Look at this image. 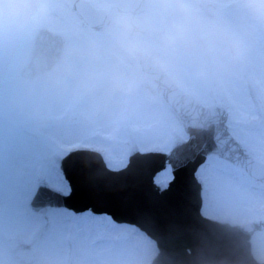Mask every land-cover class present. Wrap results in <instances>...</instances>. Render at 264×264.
<instances>
[{
	"label": "clouds",
	"instance_id": "9594fccd",
	"mask_svg": "<svg viewBox=\"0 0 264 264\" xmlns=\"http://www.w3.org/2000/svg\"><path fill=\"white\" fill-rule=\"evenodd\" d=\"M87 2L91 22L75 11L83 0H0V35L45 26L59 36L24 81L32 117L56 136L150 127L165 95L245 67L264 29V0Z\"/></svg>",
	"mask_w": 264,
	"mask_h": 264
},
{
	"label": "rangeland",
	"instance_id": "374dc122",
	"mask_svg": "<svg viewBox=\"0 0 264 264\" xmlns=\"http://www.w3.org/2000/svg\"><path fill=\"white\" fill-rule=\"evenodd\" d=\"M239 23L246 21L241 18ZM40 27L0 35V104L18 120L13 126L0 118V264H21L7 246L9 237L32 244L42 264H69L72 247L79 264H150L157 246L135 227L118 224L108 215L76 214L65 208L34 214L31 202L41 177L51 188L70 192L59 167L69 151H99L110 168L120 169L128 163L133 144L141 151H169L174 140L186 138L182 125L163 101L151 126L143 130L116 136L102 132L54 135L52 125L41 126L32 117L36 98L27 95L25 79L20 77ZM183 90L205 106L225 104L231 133L264 163V29L254 34L249 63L225 83ZM198 176L205 186V216L231 224L264 219V187L228 162L210 157ZM171 178L167 169L157 182ZM123 231L131 237L120 239ZM252 244L254 256L264 262V231L253 236Z\"/></svg>",
	"mask_w": 264,
	"mask_h": 264
},
{
	"label": "water",
	"instance_id": "95a60500",
	"mask_svg": "<svg viewBox=\"0 0 264 264\" xmlns=\"http://www.w3.org/2000/svg\"><path fill=\"white\" fill-rule=\"evenodd\" d=\"M75 9L91 22L87 1ZM58 40V35L40 29L32 59ZM165 98L179 113L190 135L188 142L177 140L169 155L141 154L134 147L129 166L121 171L108 169L99 153L72 152L62 165L72 193L59 194L41 180L34 211L64 206L76 212L91 209L107 212L118 222L136 224L158 244L159 255L153 264H262L251 253L250 239L256 230L264 229V221L231 226L205 218L201 213L204 187L195 174L212 153L262 183L264 165L254 161L249 150L231 137L224 107L205 109L180 90ZM0 113L7 116L1 106ZM168 164L175 179L168 188L156 185L154 176ZM9 245L24 264H40L31 246L14 240ZM71 264H78L75 253Z\"/></svg>",
	"mask_w": 264,
	"mask_h": 264
},
{
	"label": "bare ground",
	"instance_id": "6f19581e",
	"mask_svg": "<svg viewBox=\"0 0 264 264\" xmlns=\"http://www.w3.org/2000/svg\"><path fill=\"white\" fill-rule=\"evenodd\" d=\"M60 148H64L63 145H59ZM52 156L50 155L49 158H51ZM25 187H27L26 185H24ZM26 202H27V199H26Z\"/></svg>",
	"mask_w": 264,
	"mask_h": 264
}]
</instances>
